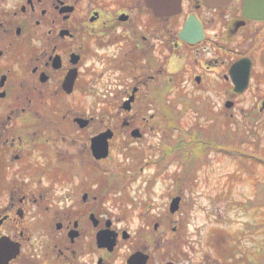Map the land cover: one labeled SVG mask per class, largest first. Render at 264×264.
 I'll return each instance as SVG.
<instances>
[{
	"label": "flooded vegetation",
	"instance_id": "af4514ba",
	"mask_svg": "<svg viewBox=\"0 0 264 264\" xmlns=\"http://www.w3.org/2000/svg\"><path fill=\"white\" fill-rule=\"evenodd\" d=\"M244 9L245 0H0V264H191L180 226H134L113 211L110 155L97 159L93 140L118 128L94 132L93 109L142 141L156 129L148 111L183 105L186 93L235 92L241 60L252 62L249 89L263 87L264 21Z\"/></svg>",
	"mask_w": 264,
	"mask_h": 264
},
{
	"label": "rangeland",
	"instance_id": "374dc122",
	"mask_svg": "<svg viewBox=\"0 0 264 264\" xmlns=\"http://www.w3.org/2000/svg\"><path fill=\"white\" fill-rule=\"evenodd\" d=\"M262 66L256 81L264 78ZM258 83L242 95L225 88L206 99L186 93L183 105L150 110L146 115L158 118L149 126L156 129L142 141L129 137L122 120L114 124L107 109L95 107L94 132L118 128L104 163L105 180L115 184L112 199L124 206L113 211L131 213L134 226L151 220V229L157 222L180 226V250L191 264H228L217 260L225 246L231 247L229 264H264V86L258 89ZM183 136L189 140L179 149ZM124 174L130 179L120 183ZM176 196L184 200L172 215Z\"/></svg>",
	"mask_w": 264,
	"mask_h": 264
},
{
	"label": "water",
	"instance_id": "95a60500",
	"mask_svg": "<svg viewBox=\"0 0 264 264\" xmlns=\"http://www.w3.org/2000/svg\"><path fill=\"white\" fill-rule=\"evenodd\" d=\"M208 5L218 6L224 0H207ZM244 15L248 19L264 21V0H245ZM189 31L183 34L187 37ZM252 73V62L250 59H244L237 62L230 70V76L235 86V93L242 95L250 84ZM234 102H227L226 107L232 108ZM139 131H135L133 135L139 137ZM114 137L112 131L105 132L93 140V151L97 159H104L108 157L110 151V140ZM181 197H176L171 202L170 211L176 213L180 209Z\"/></svg>",
	"mask_w": 264,
	"mask_h": 264
},
{
	"label": "trees",
	"instance_id": "16d2710c",
	"mask_svg": "<svg viewBox=\"0 0 264 264\" xmlns=\"http://www.w3.org/2000/svg\"><path fill=\"white\" fill-rule=\"evenodd\" d=\"M258 120V119H257ZM259 121H261V124H264V121L263 120H259ZM258 122V121H257ZM264 129V128H263ZM197 139H200L198 136H197ZM195 139L193 138V137H191V141L190 142H192V141H194ZM194 143V142H193ZM180 148H182V149H185L186 148V145L184 144V142L182 141L181 142V144H180V147H179V149ZM260 185H264V184H261L260 183ZM264 191L262 190V193H263ZM262 197V196H261ZM261 199V198H260ZM222 251L224 252V253H222ZM230 252H231V247L230 246H225L223 249H220V251L218 250V259L217 260H219L220 262H218V263H221V262H227L228 264L230 263V261L229 260H227L226 258H227V255H229L230 254Z\"/></svg>",
	"mask_w": 264,
	"mask_h": 264
}]
</instances>
